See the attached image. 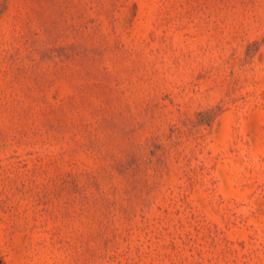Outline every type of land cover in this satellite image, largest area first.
Here are the masks:
<instances>
[{"label":"rangeland","instance_id":"374dc122","mask_svg":"<svg viewBox=\"0 0 264 264\" xmlns=\"http://www.w3.org/2000/svg\"><path fill=\"white\" fill-rule=\"evenodd\" d=\"M0 264H264V0H0Z\"/></svg>","mask_w":264,"mask_h":264}]
</instances>
